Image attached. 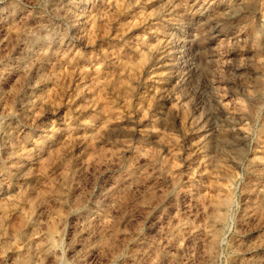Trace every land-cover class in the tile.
Returning a JSON list of instances; mask_svg holds the SVG:
<instances>
[{
	"label": "rangeland",
	"instance_id": "1",
	"mask_svg": "<svg viewBox=\"0 0 264 264\" xmlns=\"http://www.w3.org/2000/svg\"><path fill=\"white\" fill-rule=\"evenodd\" d=\"M0 264H264V0H0Z\"/></svg>",
	"mask_w": 264,
	"mask_h": 264
},
{
	"label": "bare ground",
	"instance_id": "2",
	"mask_svg": "<svg viewBox=\"0 0 264 264\" xmlns=\"http://www.w3.org/2000/svg\"><path fill=\"white\" fill-rule=\"evenodd\" d=\"M166 94V93H165Z\"/></svg>",
	"mask_w": 264,
	"mask_h": 264
}]
</instances>
